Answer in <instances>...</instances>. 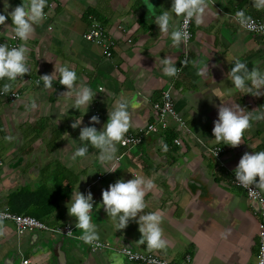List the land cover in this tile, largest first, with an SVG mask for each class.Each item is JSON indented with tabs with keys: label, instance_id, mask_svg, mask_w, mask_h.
I'll use <instances>...</instances> for the list:
<instances>
[{
	"label": "crops",
	"instance_id": "obj_1",
	"mask_svg": "<svg viewBox=\"0 0 264 264\" xmlns=\"http://www.w3.org/2000/svg\"><path fill=\"white\" fill-rule=\"evenodd\" d=\"M8 3L10 12L23 0ZM152 3L159 15L171 9L173 0ZM212 3L203 25L191 23L192 38L186 51L182 45L174 47L170 36L160 33L143 0H48L46 19L27 41L31 74L18 79L13 87L21 96L15 101L0 99V209H9L12 194L25 191V197L39 205L31 207L30 216L48 225L76 224L68 210L72 193L91 190L97 205L92 222L100 240L109 241L114 248L92 252L79 238L64 237L61 249L67 264H135L118 250L121 246L150 252L139 241L138 223L130 222L117 231L115 222L99 207L103 190L134 176L153 182L145 197V211L159 212L164 218L161 227L169 246L166 251L152 253L174 262L189 255L191 264H256L257 204L231 183V176L245 152L264 151V120L254 121L245 133V142L236 148L215 141L213 128L221 99L238 103L245 113L264 112V96L242 93L228 76L236 60L247 62L249 70L255 66L264 71V37L244 30L235 20L238 10L262 19L264 11L254 8L252 0ZM0 13L7 15L4 0H0ZM172 16L179 27V17ZM93 22L101 24L114 40L112 57L105 56L103 47L83 39V32ZM6 23L12 24L10 16ZM5 31L0 26V41L13 33L11 27ZM165 56L176 62L177 77L164 75L161 59ZM201 62L210 68L203 76L197 75ZM64 65L75 69L78 83L97 91L88 110L69 108L74 97L63 94L68 90L59 83V72L53 87L35 98L34 91L43 86L41 76ZM168 88L190 133L183 134L176 122L169 120L167 129L146 135L130 150L118 145L119 160L114 163L119 168L114 173L104 172L111 164L101 165L98 150L90 145L86 157L73 159L82 146L80 128L71 127L76 118L83 120L81 127L92 126L90 118L98 111L100 123L94 126L102 130L109 108L123 99L130 104L133 122L128 133H136L158 122L153 103L160 101ZM171 134L180 137L182 144L177 146L172 140L165 150V139ZM215 145L225 148L219 159L208 150ZM77 229L74 233L80 237L82 231ZM61 237L43 231L17 237L13 224L3 221L0 263L16 244V248L23 246V256L30 264H57L55 246ZM41 240L53 242L47 256L34 250Z\"/></svg>",
	"mask_w": 264,
	"mask_h": 264
},
{
	"label": "clouds",
	"instance_id": "obj_2",
	"mask_svg": "<svg viewBox=\"0 0 264 264\" xmlns=\"http://www.w3.org/2000/svg\"><path fill=\"white\" fill-rule=\"evenodd\" d=\"M252 3L258 11H264V0H252ZM143 4L147 6L149 12H153L160 33L170 36L172 45L177 48L182 44L186 45L190 39L189 23L194 22L198 27L203 25L206 14L214 6L212 0H173L170 10H164L161 14L156 15L152 0H143ZM47 5L48 0H23L21 5L9 12L8 0H4V10L7 15L0 13V26L6 29L5 33L11 27L14 37L21 43L13 47H9L7 42L0 44V95L6 96L12 93L15 82L18 79H23L25 74H31L30 49L27 46V41L34 35L36 27L42 25L46 19L44 10ZM172 14H175L176 17H183L182 26L177 27L173 23ZM9 16L12 20L11 25L6 23ZM235 17L242 27L252 28V17L247 15L244 10H238ZM161 64L165 76H178L179 69L171 57L162 58ZM209 69V64H203L197 69V75L203 76ZM56 72H59V83L66 86L68 90L63 94L70 98L74 97L69 108L78 109L80 112L82 109L88 110L97 91L83 82L78 83L80 78L77 72L68 65L59 68L55 66L52 74L42 75L44 89L50 90L53 87ZM228 76L234 87L242 93H251L257 97L264 96V71L255 66L249 70L247 62L236 60L228 72ZM228 94L231 95L230 92ZM219 98L221 99V97ZM221 101L222 103L218 105V119L214 121V140L236 148L245 142V133L252 129L253 122L264 120V112L249 111L245 113L244 108L238 103H224L222 99ZM32 107L35 108L36 105L32 104ZM129 108L130 104L127 100L115 101L109 108V118L102 130H98L94 126L100 123L98 115L91 116L89 123L92 126L81 127L83 120L76 118L71 127L73 129L80 128L79 140L82 146L75 150L73 159L86 157L90 145L98 150V160L101 165L111 164V167H108L104 172L114 173L119 168L114 163L117 159L118 145H127L126 136L133 127ZM65 114L63 113V115ZM164 148L167 150L166 145ZM234 172L238 184L247 189L250 195H254L257 190L264 192V151L245 152ZM253 186H255V190ZM152 188L153 182L142 176H134L127 181L119 179L102 191V203L99 207H102L108 217L115 222L117 231L127 228L130 222L134 221L139 224V231L142 234L140 243L146 244L150 252L166 251L169 242L161 227L163 216L159 212L145 211L147 208L145 197L147 191ZM94 204L91 190L87 194L80 190L73 191L71 201L68 203V210L69 215L76 218V227L82 230L81 241L87 245L101 247L97 225L92 222L91 214ZM4 218V214H0V226H2Z\"/></svg>",
	"mask_w": 264,
	"mask_h": 264
},
{
	"label": "built area",
	"instance_id": "obj_3",
	"mask_svg": "<svg viewBox=\"0 0 264 264\" xmlns=\"http://www.w3.org/2000/svg\"><path fill=\"white\" fill-rule=\"evenodd\" d=\"M252 21V28H248L242 27L236 20L237 24L244 30L252 34L261 35L264 37V19L252 17ZM182 25L183 17H179V27ZM188 31L191 34L190 39L186 45L182 44L183 48L186 51L188 50L192 38L191 23H189L188 25ZM82 37L88 42L103 47L105 56L107 58L112 57L115 42L110 37L107 30L101 24H98L96 22L91 23L88 29L83 32ZM6 42L8 43L9 47L17 46L21 43V41L14 37L13 33H11L8 40L0 41V44H4ZM37 81H39V79H37ZM99 89L101 90L102 87H99ZM20 96L21 93L17 89H13L12 93H9L6 96L0 95V99L5 101H15ZM153 108L156 110V113L158 115V122L156 124L150 123L145 127L139 128L136 133H127L126 138L128 140V143L126 146L122 147H125L127 150H130L133 147L139 145L146 135L157 132L160 128L167 129L170 125L169 120H173L174 122H176L177 126L182 130L183 134L191 132L186 122L176 110L175 101L170 88L163 91L162 99L160 101L154 102ZM95 115L100 116V113L96 111ZM173 143L177 146H180L182 144V141L180 137H176L173 139ZM208 150L215 159H219L220 156L224 153L225 148L220 145H215L210 147ZM117 160H119V157L117 158ZM1 163L2 162L0 161V165ZM99 178L100 177H98V179ZM231 183L242 188L247 198L257 204V214L259 219L257 222L258 250L256 264H264V195L259 190H257L254 195H250L249 191L241 187L236 181L235 172L231 176ZM87 189L88 188H86L85 190V194H87ZM253 189L255 190V186H253ZM95 205L96 204H94V208ZM0 214H4V222L8 221L13 224L17 237L22 236L26 232L43 231L62 237H76L80 239V237L76 236L74 233L76 229V224L66 223L63 225H48L33 216L15 213L8 208L0 209ZM99 244L101 245V247H94L91 245H88V247L92 252L114 248L109 241L99 240ZM118 250L126 257L128 261L133 262L135 264H191V257L189 255H185L180 262H174L161 258L152 252H142L127 246H121ZM30 263V259L23 256V253L20 251L19 264Z\"/></svg>",
	"mask_w": 264,
	"mask_h": 264
},
{
	"label": "trees",
	"instance_id": "obj_4",
	"mask_svg": "<svg viewBox=\"0 0 264 264\" xmlns=\"http://www.w3.org/2000/svg\"><path fill=\"white\" fill-rule=\"evenodd\" d=\"M174 137H175V134L169 135L165 139V145L166 146L172 145V140H173ZM12 195L13 196H11L10 199H9V201H10L9 209L12 212L19 213V214L30 215L31 214V212H30L31 211V207H35V206L39 207V205L36 204L31 197L30 198L25 197V196H27V194H25V191H24V193L20 192L19 195H17V196L14 195V194H12ZM39 220H41V219H39Z\"/></svg>",
	"mask_w": 264,
	"mask_h": 264
},
{
	"label": "flooded vegetation",
	"instance_id": "obj_5",
	"mask_svg": "<svg viewBox=\"0 0 264 264\" xmlns=\"http://www.w3.org/2000/svg\"><path fill=\"white\" fill-rule=\"evenodd\" d=\"M15 245L16 244H14V246H13V244H12L11 249H9V252H6V256L8 254H10L9 258L7 257L6 264H19L20 251L22 252L23 246L16 248ZM36 249H38L41 253H44L47 256L49 254L47 252L50 250V247H49V244L47 243V240H41V242H39V246H35L34 250L36 251ZM6 256L4 257V260H6Z\"/></svg>",
	"mask_w": 264,
	"mask_h": 264
},
{
	"label": "water",
	"instance_id": "obj_6",
	"mask_svg": "<svg viewBox=\"0 0 264 264\" xmlns=\"http://www.w3.org/2000/svg\"><path fill=\"white\" fill-rule=\"evenodd\" d=\"M45 56H46V51H45V49H43V59H45ZM47 91L48 90L44 89V86H41V87L37 88L34 91L35 98H36V95H39V94H42V93H46ZM36 236L37 235L35 234V237ZM63 240H64V237H61L60 241L57 242L56 246H55L56 251H57V253H56L57 257H56L55 261L57 262V264H67V262H66V253H65L64 250L61 249V245H62ZM47 243L49 244V247H51L53 242L47 240ZM9 256H10V254H8L6 256V260H7V257L9 258ZM6 260L1 262L0 264H6Z\"/></svg>",
	"mask_w": 264,
	"mask_h": 264
},
{
	"label": "rangeland",
	"instance_id": "obj_7",
	"mask_svg": "<svg viewBox=\"0 0 264 264\" xmlns=\"http://www.w3.org/2000/svg\"><path fill=\"white\" fill-rule=\"evenodd\" d=\"M95 207H97V205H95ZM79 230L82 231L81 229L78 228L77 231H79ZM25 253H26V252H25ZM27 254H28V253H27ZM28 255H29V254H28ZM29 257H30V255H29Z\"/></svg>",
	"mask_w": 264,
	"mask_h": 264
}]
</instances>
